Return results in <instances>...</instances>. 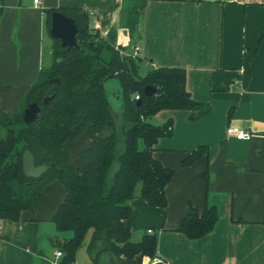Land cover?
<instances>
[{"label":"crops","instance_id":"crops-1","mask_svg":"<svg viewBox=\"0 0 264 264\" xmlns=\"http://www.w3.org/2000/svg\"><path fill=\"white\" fill-rule=\"evenodd\" d=\"M39 1L0 0V117L26 107L30 87L49 71L52 40L43 9L86 10L103 40L126 50L137 46L146 68H183L186 90L208 106L195 119L186 109H163L149 119L172 121L171 134L158 138L152 155L175 173L165 208L139 197L129 202L124 223L132 240L148 228L157 237V256L142 263L264 264V0H144L133 38L120 27L123 0ZM230 126L250 138L229 135ZM199 145L207 153L182 166ZM64 196L63 185L52 181L19 221L0 219V264H54L51 217ZM206 205L217 213L211 232L192 239L178 230L189 206L202 211ZM50 223L51 236L44 233ZM127 264H138L137 257Z\"/></svg>","mask_w":264,"mask_h":264},{"label":"trees","instance_id":"trees-1","mask_svg":"<svg viewBox=\"0 0 264 264\" xmlns=\"http://www.w3.org/2000/svg\"><path fill=\"white\" fill-rule=\"evenodd\" d=\"M144 3L122 1L120 27L129 38L135 32L134 15ZM53 11L74 19L77 45L63 47L59 39L50 36L49 71L26 95V103L36 101L40 106L37 120L26 124L24 108L0 117V219L19 221L21 212L32 211L44 188L57 180L65 190L64 199L51 217L57 232L52 245L62 253L57 264H76L82 247L92 264H127L135 257L138 264H143L144 256H157V237L145 232L138 241L132 240L124 223L132 213L129 202L139 197L149 206L165 208L166 187L175 173L152 155L158 138L171 134L172 121L155 125L148 118L163 109H186L195 119L206 113L208 106L194 100L186 90L183 68L150 67L140 75L142 58L121 54L119 51L125 47L115 49L103 40L89 26L88 12L80 7L44 8L48 32ZM107 50L111 54L105 58ZM52 78H59L57 90H53ZM110 79L117 81V91L107 90ZM146 85L155 88L150 96L144 93ZM110 98L118 99L119 111L112 109ZM86 129L87 149L71 166L63 144ZM118 143L122 149L116 153ZM25 150L32 153L36 166H55L38 177H27L22 170ZM206 153L207 146L199 145L182 159L181 165L189 166ZM203 177L207 181V171ZM216 220L214 206L206 205L202 211L189 206L178 230L189 238H200L212 231ZM154 264L166 263L159 260Z\"/></svg>","mask_w":264,"mask_h":264},{"label":"water","instance_id":"water-1","mask_svg":"<svg viewBox=\"0 0 264 264\" xmlns=\"http://www.w3.org/2000/svg\"><path fill=\"white\" fill-rule=\"evenodd\" d=\"M78 28L73 18L66 16L60 11H53L51 13V27L49 34L52 38L59 39L61 46L70 48L77 45L76 35ZM50 82L55 83L53 90H57L59 86V78H52ZM155 92V88L151 85L144 87V93L147 96L152 95ZM52 95L46 96L43 101L46 102ZM140 101H137V104ZM40 113V106L36 101L27 103L23 111V120L26 124H29L38 118ZM89 139L88 130H84L82 134L74 139L67 140L63 146L69 152V164L71 166L76 165L78 156L87 149V142ZM55 164L51 163L47 165L36 166L34 164V157L29 150H25L22 155V170L27 177H38L44 173L48 168L54 167Z\"/></svg>","mask_w":264,"mask_h":264},{"label":"rangeland","instance_id":"rangeland-1","mask_svg":"<svg viewBox=\"0 0 264 264\" xmlns=\"http://www.w3.org/2000/svg\"><path fill=\"white\" fill-rule=\"evenodd\" d=\"M45 33H46L47 40L48 41L52 40V38L50 37L49 32L47 30ZM115 49H117V47H115ZM119 52L121 54L128 53V54H132L133 56H138L137 53L135 54L133 50H126L125 49V50H120ZM110 54H111V51L107 50L104 53V57L108 58L110 56ZM43 67H44V69H46L48 67V64L44 62ZM146 69H147L146 66L143 63H141L139 74L143 75L145 73ZM106 88H107V90L117 91L119 89V86H118V83L115 79H110V80H108V82H106ZM110 105H111L113 110H115V111L120 110V102L118 101V99L110 98ZM149 119L150 118H148V121H150ZM121 149H122V145H121V143H118L116 146V153H119V151H121ZM14 185H16V184L14 183ZM136 189H137L136 190V192H137L139 190V186ZM53 230H54L53 225H51V223H50L48 225V230H46V232L44 231V233H47V235L51 236L53 233ZM145 232H146V230H145ZM63 234L69 235V233H63ZM45 243H47V242H45ZM51 248L50 247L48 248V251H49L48 254H50V255H51L52 250L54 249L53 246H51ZM76 264H92L91 259H90L89 255L86 252L84 247H82L77 253ZM152 264H154V263H152Z\"/></svg>","mask_w":264,"mask_h":264},{"label":"built area","instance_id":"built-area-1","mask_svg":"<svg viewBox=\"0 0 264 264\" xmlns=\"http://www.w3.org/2000/svg\"><path fill=\"white\" fill-rule=\"evenodd\" d=\"M34 3L35 4H40V1L39 0H34ZM137 50H138V47L134 46L133 47V51H134L135 54L137 53ZM134 97H135V99H139V95L138 94H135ZM227 133L229 135L235 136L237 139H243V140L249 139L250 136H251L248 131H246V130H244L242 128H239L237 126L228 127L227 128ZM146 232L148 234H153L154 233L151 228L146 229ZM61 255H62V253H61L60 250H55V252H54V261H53L54 264H57L58 259L61 257Z\"/></svg>","mask_w":264,"mask_h":264}]
</instances>
